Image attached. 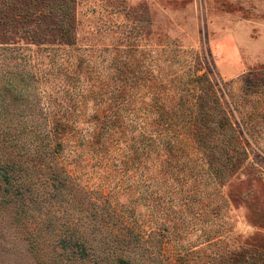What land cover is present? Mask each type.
<instances>
[{"label":"rangeland","instance_id":"obj_1","mask_svg":"<svg viewBox=\"0 0 264 264\" xmlns=\"http://www.w3.org/2000/svg\"><path fill=\"white\" fill-rule=\"evenodd\" d=\"M66 11L77 45L130 48L166 98L204 75L195 137L171 169L148 147L107 176L53 153L60 100L43 89L59 78L32 80L48 57L31 52L65 44ZM0 264H264V0H0Z\"/></svg>","mask_w":264,"mask_h":264},{"label":"trees","instance_id":"obj_2","mask_svg":"<svg viewBox=\"0 0 264 264\" xmlns=\"http://www.w3.org/2000/svg\"><path fill=\"white\" fill-rule=\"evenodd\" d=\"M59 20L65 44L59 49L37 44L31 52L36 65L44 62V56L48 57L49 68L40 70L39 74L33 72L32 80L41 82L50 75L59 78L53 89H43L52 100H60L47 131L53 142V153L61 155L67 151L75 158L87 155L92 161L88 166L91 169L100 168L98 173L106 176L115 170L128 169L125 157L130 150L139 160L147 147L148 151L159 153L163 150L166 153V169L175 166L171 158L185 155L184 132L195 137V105H198L199 86L204 75L192 70L187 83L193 88L186 92L179 86L180 92L175 91L166 98L167 94L162 89H166L168 84L144 69L142 63L129 61L127 55L133 52L130 48H123L118 51L119 54L109 56L108 47L77 45L75 35L71 33L73 12H63ZM144 87L146 90H143ZM135 99L138 103L132 105ZM89 101L95 108L87 116L85 125L78 128L73 120L84 116L81 111L86 110ZM130 128L136 133H131ZM31 130L33 136H39L40 131L36 127ZM120 141H125L126 152L117 157L119 164L116 165L111 163L110 151L112 144H119ZM128 147H131L130 150Z\"/></svg>","mask_w":264,"mask_h":264}]
</instances>
